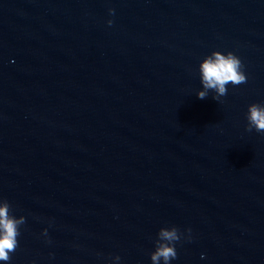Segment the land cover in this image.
<instances>
[{
  "label": "water",
  "instance_id": "water-1",
  "mask_svg": "<svg viewBox=\"0 0 264 264\" xmlns=\"http://www.w3.org/2000/svg\"><path fill=\"white\" fill-rule=\"evenodd\" d=\"M213 49L247 76L219 101L196 94ZM253 102L264 0H0V198L25 216L4 264H152L172 224L171 264H264Z\"/></svg>",
  "mask_w": 264,
  "mask_h": 264
},
{
  "label": "clouds",
  "instance_id": "clouds-1",
  "mask_svg": "<svg viewBox=\"0 0 264 264\" xmlns=\"http://www.w3.org/2000/svg\"><path fill=\"white\" fill-rule=\"evenodd\" d=\"M114 9L109 8V12ZM112 24V20L107 21ZM199 79L202 87L196 90L199 98H204L211 91L213 98L218 100L227 92L228 83L233 85L244 82L247 79L242 67L241 58L232 50L213 49L205 54L198 65ZM246 128L264 131V103H250L246 111ZM25 221L24 215L16 216L12 213L10 203L6 198H0V264L10 259V253L15 249L19 235V226ZM191 228L181 232L175 224L161 226L154 241V249L150 253L152 264H171L177 256L176 242L192 239ZM47 235V228L43 230ZM187 233V235H185ZM204 253H201L203 257ZM118 264H124L119 254L112 257Z\"/></svg>",
  "mask_w": 264,
  "mask_h": 264
}]
</instances>
